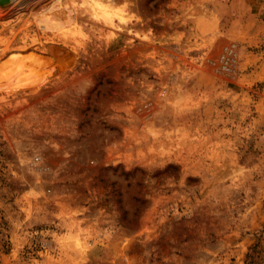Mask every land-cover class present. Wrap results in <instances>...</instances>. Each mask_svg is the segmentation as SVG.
<instances>
[{"label": "rangeland", "instance_id": "374dc122", "mask_svg": "<svg viewBox=\"0 0 264 264\" xmlns=\"http://www.w3.org/2000/svg\"><path fill=\"white\" fill-rule=\"evenodd\" d=\"M253 249L264 0H0V264Z\"/></svg>", "mask_w": 264, "mask_h": 264}, {"label": "built area", "instance_id": "2783aa9c", "mask_svg": "<svg viewBox=\"0 0 264 264\" xmlns=\"http://www.w3.org/2000/svg\"><path fill=\"white\" fill-rule=\"evenodd\" d=\"M232 51H233V48H229L228 49V53H227V55L225 57V60H224V65H223L224 68H228L229 69L230 65L233 63L234 57H233ZM229 54L231 56H229Z\"/></svg>", "mask_w": 264, "mask_h": 264}, {"label": "trees", "instance_id": "16d2710c", "mask_svg": "<svg viewBox=\"0 0 264 264\" xmlns=\"http://www.w3.org/2000/svg\"><path fill=\"white\" fill-rule=\"evenodd\" d=\"M258 253H259V251L258 250L254 251V249L252 250L251 253H248L245 264H256L255 258H256V256H258Z\"/></svg>", "mask_w": 264, "mask_h": 264}, {"label": "bare ground", "instance_id": "6f19581e", "mask_svg": "<svg viewBox=\"0 0 264 264\" xmlns=\"http://www.w3.org/2000/svg\"><path fill=\"white\" fill-rule=\"evenodd\" d=\"M100 2H101V0H94V3H95L96 5H99ZM121 17H122V16H120V19H122ZM123 17H124V16H123ZM122 22H123V21H122Z\"/></svg>", "mask_w": 264, "mask_h": 264}]
</instances>
